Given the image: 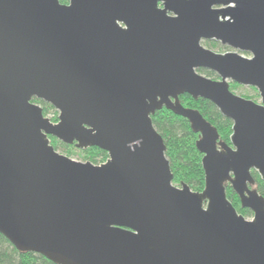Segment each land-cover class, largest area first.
Returning a JSON list of instances; mask_svg holds the SVG:
<instances>
[{
    "label": "water",
    "instance_id": "water-1",
    "mask_svg": "<svg viewBox=\"0 0 264 264\" xmlns=\"http://www.w3.org/2000/svg\"><path fill=\"white\" fill-rule=\"evenodd\" d=\"M185 94L231 121L230 146ZM161 109L198 135L200 193L172 183ZM49 137L108 159L76 162ZM254 171L264 182V0H0V235L16 250L54 264H264Z\"/></svg>",
    "mask_w": 264,
    "mask_h": 264
},
{
    "label": "trees",
    "instance_id": "trees-1",
    "mask_svg": "<svg viewBox=\"0 0 264 264\" xmlns=\"http://www.w3.org/2000/svg\"><path fill=\"white\" fill-rule=\"evenodd\" d=\"M60 4H67L68 0H58ZM206 46L212 49L222 47L217 42H204ZM203 75L217 79L218 77L209 71H199ZM230 90L236 91L241 86L230 83ZM253 92L255 89L250 88ZM249 89V90H250ZM257 93V92H256ZM257 96V95H256ZM259 96V95H258ZM179 102L183 108L198 110L203 119L213 126L219 136V140L227 145L230 144V135L232 133L231 121L223 118L219 111L209 102L203 99L194 100L188 95L179 97ZM37 104L42 108L43 115L47 116L49 113L53 114L52 123L57 121V112L54 109L37 99H32V104ZM151 121L156 132L163 139L166 145V159L170 164L171 174L173 175V185L179 186L181 184L187 185L193 192L200 193L204 189V174L202 171L201 158L202 155L196 151L195 144L198 140V135L194 134L189 128V123L180 117L174 116L171 112L165 109L157 111L152 117ZM50 145L54 147L55 151L63 149L65 155L70 157L77 150L74 146H65L58 140L49 137ZM79 150V149H78ZM77 150V151H78ZM84 162H91L94 165H101L108 156L107 154L97 148H89L87 150H79ZM252 178L255 182L253 187L257 193L264 199V182L261 181L259 175L254 171ZM225 194L228 201L235 207L238 214L249 217L251 212L247 209H242L238 202V198L231 191L228 185L225 186ZM0 264H54L49 262L46 258L33 254L20 252L13 247L7 239L0 235Z\"/></svg>",
    "mask_w": 264,
    "mask_h": 264
},
{
    "label": "rangeland",
    "instance_id": "rangeland-1",
    "mask_svg": "<svg viewBox=\"0 0 264 264\" xmlns=\"http://www.w3.org/2000/svg\"><path fill=\"white\" fill-rule=\"evenodd\" d=\"M202 46L204 47V48H207V49H209V50H211L213 53H220V54H225V53H227V52H233L231 49H229V48H227L226 47V49H220L219 47L218 48H216V49H212V48H209L208 46H206V44L205 43H202ZM243 57H245V58H249L250 57V55H246V54H241ZM199 74L200 75H203L202 73H200L199 72ZM204 77H207V76H205V75H203ZM209 78V77H208ZM210 79H212V78H210ZM218 79V78H217ZM217 79H215V81L217 80ZM212 80H214V79H212ZM232 93L233 94H235L236 96H241V97H243V98H245V99H247V100H253L254 102H256V103H260V98H259V96L257 95V93L256 92H253L251 89L249 90V88H240L239 90H236V91H232ZM257 95V96H256ZM50 121H52V119H53V114H51V113H49V115H47L46 116ZM228 146H230V144L228 145ZM60 154H62V155H64V156H66L65 155V152L63 151V149H59V150H57ZM67 157V156H66ZM68 158V157H67ZM69 158H71L72 160H74V161H76V162H83L84 163V161H83V159H82V155L81 154H79V150L77 151V150H75L74 151V154L73 155H71ZM177 187V186H176ZM232 191V190H231ZM233 194H234V192H233ZM236 195V194H235ZM237 196V195H236ZM237 198H238V196H237ZM238 202H239V198H238ZM231 204V203H230ZM240 204V203H239ZM233 206V205H232ZM233 208H235V207H233ZM236 210V209H235ZM240 215V214H239ZM244 217V216H243ZM244 218H246L247 220H250L251 218H252V215L251 216H249V217H244Z\"/></svg>",
    "mask_w": 264,
    "mask_h": 264
},
{
    "label": "flooded vegetation",
    "instance_id": "flooded-vegetation-1",
    "mask_svg": "<svg viewBox=\"0 0 264 264\" xmlns=\"http://www.w3.org/2000/svg\"><path fill=\"white\" fill-rule=\"evenodd\" d=\"M200 71H203V70H200ZM199 72V71H198ZM71 146H74V145H71Z\"/></svg>",
    "mask_w": 264,
    "mask_h": 264
}]
</instances>
